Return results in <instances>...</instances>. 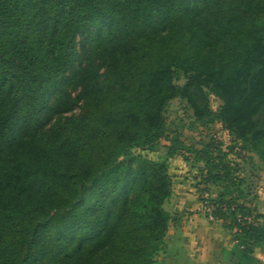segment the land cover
<instances>
[{
    "label": "trees",
    "instance_id": "obj_1",
    "mask_svg": "<svg viewBox=\"0 0 264 264\" xmlns=\"http://www.w3.org/2000/svg\"><path fill=\"white\" fill-rule=\"evenodd\" d=\"M176 98L230 151L136 153L167 137ZM246 151L264 157V0H0V264H157L176 156L236 242L228 264H259L263 216L230 158Z\"/></svg>",
    "mask_w": 264,
    "mask_h": 264
},
{
    "label": "rangeland",
    "instance_id": "obj_2",
    "mask_svg": "<svg viewBox=\"0 0 264 264\" xmlns=\"http://www.w3.org/2000/svg\"><path fill=\"white\" fill-rule=\"evenodd\" d=\"M89 39L90 35L88 33L79 38L78 50L80 53L88 50ZM84 58L85 53L81 55L83 61ZM176 82L183 85L185 78L180 77ZM221 104L222 102L217 96L209 94V105L212 111L217 112ZM165 116L167 120V137L161 141L160 146L156 151L151 152L138 149L135 150L136 153L154 161H164L167 158L168 146L170 145L168 140L172 138H178L184 145L198 149H204L212 143L222 146L226 152L230 151L228 148L234 144V138L222 124L218 122L206 124L197 121L193 110L184 100L179 98L173 99L167 108ZM177 157L178 159L172 161V163L168 162V164L170 163L169 169L172 183L177 184L182 181H190L195 185L197 170L182 161V157ZM230 158L233 160L231 161L232 166L236 170V176L238 181H241V186L244 190V201L263 216L261 222L264 224V157L246 151L239 156L236 154L231 155ZM215 190L222 192L224 189L222 186L217 185ZM261 249L264 250V246ZM234 259L233 264L241 260L239 257Z\"/></svg>",
    "mask_w": 264,
    "mask_h": 264
},
{
    "label": "crops",
    "instance_id": "obj_3",
    "mask_svg": "<svg viewBox=\"0 0 264 264\" xmlns=\"http://www.w3.org/2000/svg\"><path fill=\"white\" fill-rule=\"evenodd\" d=\"M176 159L177 156L169 162ZM165 208L172 220L157 264H228L225 254L235 248L236 242L220 221L206 215L193 182L173 184V194ZM254 257L264 264L263 249L257 248Z\"/></svg>",
    "mask_w": 264,
    "mask_h": 264
},
{
    "label": "built area",
    "instance_id": "obj_4",
    "mask_svg": "<svg viewBox=\"0 0 264 264\" xmlns=\"http://www.w3.org/2000/svg\"><path fill=\"white\" fill-rule=\"evenodd\" d=\"M206 197H208V195H206ZM209 212H211V210H208ZM213 220V217H210Z\"/></svg>",
    "mask_w": 264,
    "mask_h": 264
}]
</instances>
